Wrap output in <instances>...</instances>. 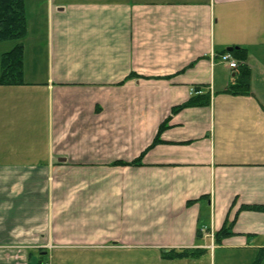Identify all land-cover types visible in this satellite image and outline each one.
<instances>
[{"label": "crops", "instance_id": "crops-1", "mask_svg": "<svg viewBox=\"0 0 264 264\" xmlns=\"http://www.w3.org/2000/svg\"><path fill=\"white\" fill-rule=\"evenodd\" d=\"M24 4L25 83L0 84V245L52 244L41 264H215L225 248L254 259L264 211L244 206L264 205V0ZM228 47L245 51L250 93L227 91ZM195 90L208 101L171 112ZM165 119L140 163L114 162ZM183 248L203 253L161 256ZM0 249V264L38 257Z\"/></svg>", "mask_w": 264, "mask_h": 264}, {"label": "trees", "instance_id": "trees-1", "mask_svg": "<svg viewBox=\"0 0 264 264\" xmlns=\"http://www.w3.org/2000/svg\"><path fill=\"white\" fill-rule=\"evenodd\" d=\"M27 31V21L25 14L24 0H0V41L16 40V43L7 51H4L0 57V84L14 85L23 84V44L21 39ZM236 58L238 57L237 73L234 82L229 84L227 91L231 93H250V69L245 63V51L243 49L229 51ZM204 99V100H202ZM209 96L203 93L191 95L185 102L174 106L171 112L197 104L206 103ZM202 100V101H201ZM201 101V102H200ZM167 127L165 119L158 128L157 134L149 146L143 150L140 155L131 161H114L117 164H138L147 149L161 142L160 132ZM244 208L264 211V205H245ZM233 222H225L221 228L214 233V238L219 242L223 237L232 233ZM261 248L257 253L252 264H258L263 257ZM203 250L193 248L168 249L161 251L164 259L176 258H195L200 256Z\"/></svg>", "mask_w": 264, "mask_h": 264}, {"label": "rangeland", "instance_id": "rangeland-1", "mask_svg": "<svg viewBox=\"0 0 264 264\" xmlns=\"http://www.w3.org/2000/svg\"><path fill=\"white\" fill-rule=\"evenodd\" d=\"M33 7L34 5L32 6V8ZM26 37H27V34L26 36L23 37V41L25 42V50L29 51L31 50V46L33 45V42L31 41L29 42L28 40L26 41ZM15 43H16V40L0 41V57L4 51L9 50ZM23 53H24V48H23ZM27 53H26V57L28 55ZM232 57L236 60V58L233 55ZM24 246L23 245H11V246L10 245H0L1 248L11 247L12 249H26V250L28 249L29 251L32 250L33 254H35V256L36 255L38 256L33 264H41L40 262L41 257L39 255L40 251L38 249H43L45 251H48L49 249L52 248L53 245L46 243V244H40V245L39 244H29V245H24ZM1 251L2 250L0 249V252ZM16 259L19 260L20 258H16ZM254 259L252 257H249L248 252L225 248L224 250L223 249L217 250L215 264H252L254 262ZM44 264H49V263H44ZM258 264H264V250H263V257Z\"/></svg>", "mask_w": 264, "mask_h": 264}, {"label": "built area", "instance_id": "built-area-1", "mask_svg": "<svg viewBox=\"0 0 264 264\" xmlns=\"http://www.w3.org/2000/svg\"><path fill=\"white\" fill-rule=\"evenodd\" d=\"M220 59L223 62H226L229 67L236 68L237 67V61L232 57V54L228 51L221 53ZM195 93H200L199 91H195Z\"/></svg>", "mask_w": 264, "mask_h": 264}, {"label": "water", "instance_id": "water-1", "mask_svg": "<svg viewBox=\"0 0 264 264\" xmlns=\"http://www.w3.org/2000/svg\"><path fill=\"white\" fill-rule=\"evenodd\" d=\"M233 48L232 47H228V50L230 51V50H232Z\"/></svg>", "mask_w": 264, "mask_h": 264}]
</instances>
